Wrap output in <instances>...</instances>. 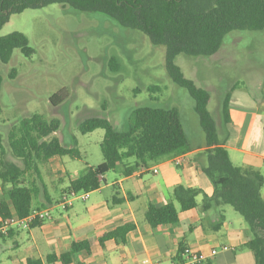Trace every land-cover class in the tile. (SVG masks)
<instances>
[{"label":"trees","instance_id":"trees-1","mask_svg":"<svg viewBox=\"0 0 264 264\" xmlns=\"http://www.w3.org/2000/svg\"><path fill=\"white\" fill-rule=\"evenodd\" d=\"M50 4H59L63 9L69 8L77 13L103 15L123 29L145 35L154 47H164L165 69L170 80L185 89L194 100V111L205 135V156L200 154L204 159L200 168L213 185L214 193L208 197L201 189L177 185L172 191V202L163 206L149 205L145 213L146 222L151 227L176 225L179 212L175 203L179 211L192 210L197 207L196 198L202 194L204 211L229 206L243 217L252 233V238L243 247L253 253L254 264H264L263 176L253 168L239 167L231 162L224 147L225 140L219 139L215 120L208 109L211 98L209 91L186 78L175 63L179 55H216L231 32L264 31V0H0V30L11 15ZM15 49L20 50L26 58L33 54L22 33L0 36V65L9 62ZM9 78H15L14 69L9 73ZM1 85L0 76V93ZM64 99L61 91L54 94L50 102L57 106ZM229 103L230 97L227 95L221 102L224 125L230 122ZM60 127L58 119L47 120L42 115L33 114L22 119L10 131L6 147L22 166L5 159V145L0 134V219L13 215L26 217L32 210H40L34 202L41 190L44 195L47 191L42 183L39 163L48 162L54 157H79L76 149L61 144L56 136ZM79 130L82 134L95 130L104 132L100 144L103 162L95 167L87 166L78 176L68 175V191L92 192L99 188L108 172L127 176L153 163L192 151L176 108L138 107L131 112L127 128L123 131L116 130L105 118L86 119ZM32 174L41 182V190ZM35 225L37 223L31 227ZM133 229L134 226L130 224L119 226L99 238L96 246H92L89 240L72 243L70 250L58 259L61 264H69L79 252L96 255L106 241H124L127 233ZM52 259L49 257L47 262ZM23 264L42 262L27 259Z\"/></svg>","mask_w":264,"mask_h":264},{"label":"rangeland","instance_id":"rangeland-1","mask_svg":"<svg viewBox=\"0 0 264 264\" xmlns=\"http://www.w3.org/2000/svg\"><path fill=\"white\" fill-rule=\"evenodd\" d=\"M14 32L27 38L33 54L26 58L15 49L9 62L0 65V134L5 145L4 157L22 166L6 147L8 134L22 119L39 114L47 120H60L56 136L64 147L76 149L79 157H62V164L56 168L59 173L48 162L38 164L42 183L52 199L57 196L58 178L64 172L80 175L87 165L103 161L100 144L104 132L82 134L79 126L86 119L105 118L116 130L123 131L131 112L138 107L176 108L190 144L205 147L194 100L170 80L165 69V48L154 47L145 35L123 29L103 15L77 13L59 4L11 15L0 36ZM175 63L186 78L209 91L208 109L219 139H223L226 132L221 102L225 96L229 95L237 109H247L249 98L261 96L264 31L231 32L216 55H179ZM13 69L15 78L10 79ZM61 91L65 99L53 106L50 98ZM204 153L202 150L203 156ZM32 178L41 190L36 175L32 174ZM63 185H68L67 180ZM198 201L202 206L201 200ZM228 209L241 227H248L241 215L229 206ZM11 246L9 241H0L2 264H12L6 259L14 253L9 249Z\"/></svg>","mask_w":264,"mask_h":264},{"label":"crops","instance_id":"crops-1","mask_svg":"<svg viewBox=\"0 0 264 264\" xmlns=\"http://www.w3.org/2000/svg\"><path fill=\"white\" fill-rule=\"evenodd\" d=\"M259 92V98H249L247 109H237L230 101L224 147L234 165L253 168L264 179V82ZM191 148L180 167L174 166L170 158L127 176L108 172L99 188L88 192L87 200L61 210L56 204L68 191V175L78 176L64 172L58 178L56 198L52 199L46 188L47 194L42 192L34 202L35 207L49 209L51 219L37 222L29 230H11L7 235H0L2 243L11 242L9 249L14 252L8 255L7 261L23 264L32 259L42 264H61L58 258L70 250L72 243L89 240L96 246L106 233L130 224L134 229L127 233L124 241H106L96 255L79 252L69 264H143L145 260L178 264L188 253L203 256V264H254L253 253L243 247L252 238L249 228L240 226L228 206L204 211L198 201H203L202 194L196 198L195 209L182 212L175 203L178 224L151 227L146 222L149 205L163 206L172 202V191L177 185L201 189L208 197L213 195L214 187L200 168L204 161L200 154L205 147L191 145ZM61 159L54 157L48 163L56 170L62 164ZM66 180L68 185L64 186ZM261 197L264 200V183ZM49 257L53 259L47 262Z\"/></svg>","mask_w":264,"mask_h":264},{"label":"built area","instance_id":"built-area-1","mask_svg":"<svg viewBox=\"0 0 264 264\" xmlns=\"http://www.w3.org/2000/svg\"><path fill=\"white\" fill-rule=\"evenodd\" d=\"M186 158L180 155L172 158L171 162L174 166L180 167L184 164ZM156 172V170H154ZM87 192H76L73 190L67 191L62 195L61 199L57 202L56 206L61 210H66L77 201L87 200ZM51 219V212L49 209L32 210L26 217H18L16 215L10 216L6 219H0V235H7L11 230H29L31 226L37 222H44ZM215 254L214 251H212ZM205 258L197 253H188L184 259L178 264H203ZM143 264H160L157 261L145 260Z\"/></svg>","mask_w":264,"mask_h":264}]
</instances>
